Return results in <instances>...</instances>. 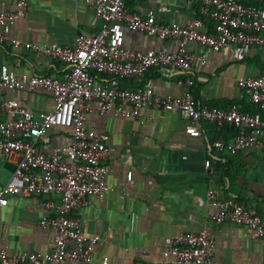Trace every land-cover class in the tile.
<instances>
[{
    "label": "crops",
    "instance_id": "0c3cea01",
    "mask_svg": "<svg viewBox=\"0 0 264 264\" xmlns=\"http://www.w3.org/2000/svg\"><path fill=\"white\" fill-rule=\"evenodd\" d=\"M18 0H0V11L15 10ZM264 1V0H260ZM29 13L12 24L11 36L23 42L42 45H69L80 33L93 34L101 21L84 0H28ZM199 0H129L128 9L145 13L153 9L163 23L191 22L198 15ZM212 30V26L210 25ZM128 48L149 50L161 45L175 47L169 41L126 30ZM197 50L195 44H191ZM8 65L18 75L48 74L61 77L62 63L25 46L0 44V72ZM264 74V59L252 47L238 58L236 46L227 45L210 53L205 63L195 62L193 94L199 104L226 107L251 105L237 82L248 75ZM150 79L155 92L182 95L187 75L181 70L152 66L143 77ZM129 86L136 78L123 80ZM16 99L38 113L51 110V91L37 88L0 87V119H7L2 108L5 101ZM248 111V110H247ZM89 128L111 136L113 152L108 160L107 181L111 191L103 196L90 195L75 212L88 234L101 235L90 263L76 264H167L163 254L165 238L180 233L197 232L208 227L216 236L217 264H264V238L251 236L243 225L216 223L212 214L217 207L207 199L210 188H222L223 196L235 197L264 218V152L248 148L227 154L214 146L217 139H230L234 131L205 122L202 135L190 134V118L180 112L146 107L141 118H127L113 112H89ZM51 141L43 144L46 152L68 144L71 137L61 128L50 130ZM211 160V166L206 161ZM17 163L0 155V185L13 176ZM133 170V180L127 172ZM56 199V196L54 197ZM44 196L17 195L0 207V250L11 254L50 251L55 230L43 227L41 219L48 213Z\"/></svg>",
    "mask_w": 264,
    "mask_h": 264
},
{
    "label": "built area",
    "instance_id": "2783aa9c",
    "mask_svg": "<svg viewBox=\"0 0 264 264\" xmlns=\"http://www.w3.org/2000/svg\"><path fill=\"white\" fill-rule=\"evenodd\" d=\"M128 1L84 0L101 27L93 34H78L69 45H42L11 36L13 22L29 13L28 0H18L15 10L0 11V44L25 46L64 66L61 77L18 75L6 64L1 67V88H44L51 91L54 107L36 113L16 99L3 102L7 119H0V155L15 159L17 166L11 179L0 185V207L7 206L12 196H44L48 213L40 224L56 233L46 254H11L1 249L0 264H76L93 260L104 238L88 234L74 214L87 196H103L111 191L107 175L113 147L107 132L88 127L89 112H113L127 118L143 117L146 107L180 112L190 118L193 136L202 135L205 122L235 127L232 138L215 140L214 146L220 151L237 154L258 147L264 152V74L248 75L237 82L251 104L259 108L255 112L239 104L220 107L197 103L192 77L195 62L205 63L210 53L227 45L236 46L238 58L255 47L264 59V7L244 0H199L198 15L191 22L167 24L157 19L153 9L145 13L129 10ZM126 30L169 41L175 49L161 45L149 50L128 48ZM191 44L198 49L193 50ZM155 65L187 75L182 95L159 94L150 79H143ZM128 78H136L138 84L125 86L123 80ZM54 127L66 132L71 141L46 152L42 145L51 141L50 130ZM206 166H211V160ZM133 176V170H129L128 180L132 181ZM207 199L217 207L212 214L216 223L243 225L253 238H264V218L250 206L235 197L223 196L221 187L210 188ZM162 252L170 257L167 264H217L216 236L208 227L167 236ZM103 263L107 264L108 259Z\"/></svg>",
    "mask_w": 264,
    "mask_h": 264
},
{
    "label": "trees",
    "instance_id": "16d2710c",
    "mask_svg": "<svg viewBox=\"0 0 264 264\" xmlns=\"http://www.w3.org/2000/svg\"><path fill=\"white\" fill-rule=\"evenodd\" d=\"M246 3H250V4H254L256 6H260V7H264V1H260V0H244ZM124 85L127 86L128 84L126 82H124ZM212 106H216V105H212ZM248 111H258L259 108L256 105H251L249 108H247ZM230 127L231 130L234 131V133L236 132V128L233 126H228ZM239 200V199H238Z\"/></svg>",
    "mask_w": 264,
    "mask_h": 264
},
{
    "label": "snow or ice",
    "instance_id": "6c2138e0",
    "mask_svg": "<svg viewBox=\"0 0 264 264\" xmlns=\"http://www.w3.org/2000/svg\"><path fill=\"white\" fill-rule=\"evenodd\" d=\"M83 54V53H82ZM3 203H6V201H4Z\"/></svg>",
    "mask_w": 264,
    "mask_h": 264
}]
</instances>
